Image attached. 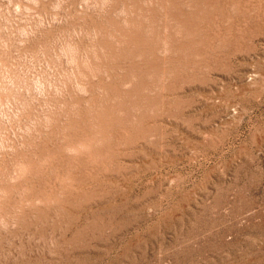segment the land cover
<instances>
[{
	"label": "rangeland",
	"instance_id": "rangeland-1",
	"mask_svg": "<svg viewBox=\"0 0 264 264\" xmlns=\"http://www.w3.org/2000/svg\"><path fill=\"white\" fill-rule=\"evenodd\" d=\"M0 264H264V0H0Z\"/></svg>",
	"mask_w": 264,
	"mask_h": 264
}]
</instances>
